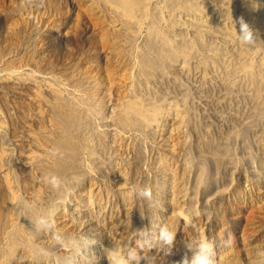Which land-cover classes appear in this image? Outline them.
I'll return each mask as SVG.
<instances>
[{
	"label": "rangeland",
	"instance_id": "obj_1",
	"mask_svg": "<svg viewBox=\"0 0 264 264\" xmlns=\"http://www.w3.org/2000/svg\"><path fill=\"white\" fill-rule=\"evenodd\" d=\"M142 227L156 264H264V0H0V264H108Z\"/></svg>",
	"mask_w": 264,
	"mask_h": 264
},
{
	"label": "clouds",
	"instance_id": "obj_2",
	"mask_svg": "<svg viewBox=\"0 0 264 264\" xmlns=\"http://www.w3.org/2000/svg\"><path fill=\"white\" fill-rule=\"evenodd\" d=\"M253 8L258 10L261 6ZM236 23L239 24V31L236 30ZM236 37L241 45L254 47L260 40L259 33L253 29L243 17H240L238 21H233ZM52 156L61 155L59 149H53L51 151ZM43 182L50 185L52 189L58 190L62 186V180L55 174H46L43 178ZM130 195H133L142 200L152 201L153 194L150 187L144 186H133ZM32 205L28 201H24L20 207V211L23 212L25 209H30ZM144 216L141 215V219ZM33 226L38 231H46L51 233V240L61 247L65 246V237L61 231L56 227L54 221L48 216L41 215L37 216L31 221ZM176 232L169 229L167 225L162 226L159 232V240L166 246L165 254H169L174 245ZM232 241H225V247H230ZM136 246H115L110 248L106 253L108 264H156V257L154 255L144 254L145 250H150L153 247L152 235L147 227L136 229ZM188 248L192 251V256L189 259L185 256L182 260V264H217V253L215 246L212 242L206 238L202 239L193 250L191 244Z\"/></svg>",
	"mask_w": 264,
	"mask_h": 264
}]
</instances>
